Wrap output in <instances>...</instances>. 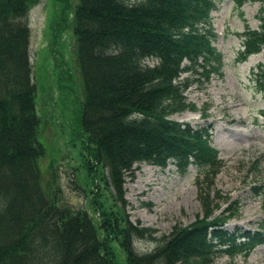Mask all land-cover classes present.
<instances>
[{
  "label": "trees",
  "instance_id": "1",
  "mask_svg": "<svg viewBox=\"0 0 264 264\" xmlns=\"http://www.w3.org/2000/svg\"><path fill=\"white\" fill-rule=\"evenodd\" d=\"M39 1L0 0V264H118L114 241L129 264H215L221 255L247 257L264 243L262 228L227 230L235 208L215 215L211 188L223 161L210 127L173 118L196 109L186 95L193 75L223 76L212 16L218 2L80 0L75 35L85 89L82 128L90 169L106 167L103 179L113 187V203L102 194L91 197L101 215L98 226L88 209L62 203L42 187L38 160L44 148L28 20ZM233 1L239 11L248 2L261 4L259 27L246 24L238 34L243 62L264 50V0ZM252 80L264 95V62L253 68ZM170 162L181 173L191 165L204 172L197 178L203 216L158 236L154 228L130 223L121 203L127 205L125 184L138 165ZM255 189L264 196L263 187ZM138 238L155 246L139 253Z\"/></svg>",
  "mask_w": 264,
  "mask_h": 264
},
{
  "label": "rangeland",
  "instance_id": "2",
  "mask_svg": "<svg viewBox=\"0 0 264 264\" xmlns=\"http://www.w3.org/2000/svg\"><path fill=\"white\" fill-rule=\"evenodd\" d=\"M216 1L218 9L212 16L218 34L215 45L224 54L223 76L214 74L207 79L192 74L186 95L196 109L173 118L211 129L212 144L223 161L211 188L215 215L233 207L236 211L227 222L228 231L239 227L264 232V196L255 189L261 186L264 190V95L255 90L252 80L253 68L264 62V50L239 61L242 37L238 35L246 24L259 27L261 4L248 2L239 11L233 0ZM79 2L40 0L30 7L29 54L41 121L38 140L44 148L38 166L45 193L74 208L88 209L99 226L101 215L91 197L102 194L104 202L107 198L113 203V187L103 179L108 177L106 167L94 164V170L90 169L92 154L82 128L85 89L75 35ZM137 167L134 180L129 178L125 184L127 205L121 203L130 223L154 228L161 236L203 216L197 182L204 176L202 169L191 165L181 173L173 162L166 167L147 163ZM135 243L139 253L155 246L146 238ZM112 248L118 264H129L119 242H112ZM215 264H264V243L247 257L221 255Z\"/></svg>",
  "mask_w": 264,
  "mask_h": 264
},
{
  "label": "bare ground",
  "instance_id": "3",
  "mask_svg": "<svg viewBox=\"0 0 264 264\" xmlns=\"http://www.w3.org/2000/svg\"><path fill=\"white\" fill-rule=\"evenodd\" d=\"M237 123V122H236ZM241 124V123H240Z\"/></svg>",
  "mask_w": 264,
  "mask_h": 264
}]
</instances>
